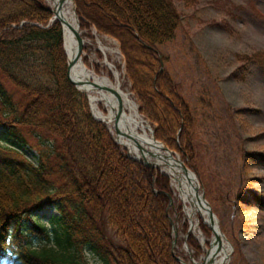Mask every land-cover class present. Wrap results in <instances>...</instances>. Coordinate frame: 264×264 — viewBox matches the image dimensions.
<instances>
[{"label":"trees","instance_id":"trees-1","mask_svg":"<svg viewBox=\"0 0 264 264\" xmlns=\"http://www.w3.org/2000/svg\"><path fill=\"white\" fill-rule=\"evenodd\" d=\"M73 3L80 31L116 41L155 140L199 174L196 121L158 51L181 26L175 0ZM1 141L0 264H87L85 251L107 264H180L172 253L170 179L129 159L94 120L86 95L67 79L62 28L36 0H0ZM26 147L36 152L35 164L21 152ZM248 159L264 165V155ZM241 202L264 206L256 194ZM51 210L46 225L40 218ZM107 226L122 245L108 238ZM199 229L211 234L200 219ZM187 245L201 253L191 233Z\"/></svg>","mask_w":264,"mask_h":264},{"label":"rangeland","instance_id":"rangeland-1","mask_svg":"<svg viewBox=\"0 0 264 264\" xmlns=\"http://www.w3.org/2000/svg\"><path fill=\"white\" fill-rule=\"evenodd\" d=\"M36 1L50 7L48 0ZM175 6L181 15V26L175 38L159 46L158 51L164 58L162 69L180 86L196 121L199 174L189 169L196 175L199 193L210 204L230 247L226 264H264V206L241 202L243 195L256 194L264 204V165L248 159L251 154L264 155V0H175ZM79 32L85 34L83 68L96 76L107 75L114 85L118 84L114 77L117 72L121 90L129 94L138 112L116 41L97 35L93 29ZM257 54H262L259 60L246 62V57ZM87 92L90 91H85L88 98ZM99 110L107 116L103 104ZM144 122L153 130L148 121ZM111 136L114 139V134ZM21 152L36 163L34 150L26 147ZM170 187L174 196L170 220L177 233L172 253L182 264H190V257L203 264L214 237L202 235L198 213L192 221L199 233L192 229L186 215L191 204L180 199L171 180ZM178 204L184 206L182 215L176 212ZM54 214L53 210L43 212L41 222L49 225L47 219ZM185 222L188 228L183 231ZM106 232L115 245H122L111 227L107 226ZM189 233L200 245V254L187 245ZM84 255L87 264H107L90 251Z\"/></svg>","mask_w":264,"mask_h":264},{"label":"bare ground","instance_id":"bare-ground-1","mask_svg":"<svg viewBox=\"0 0 264 264\" xmlns=\"http://www.w3.org/2000/svg\"><path fill=\"white\" fill-rule=\"evenodd\" d=\"M59 2L60 0H48L50 6L48 8L52 12H60L64 19V23L62 24L64 28V49L69 62L72 63L69 69L70 77L76 80L81 79L96 86L94 89H84L80 87L83 91H90L87 92V94L95 118L106 124L111 133L114 134L116 142L127 151L131 158L141 159L138 147L153 155L152 157H148L146 162L153 168L167 173L172 184L175 185L180 199L184 203L189 202L191 204V207L186 209V215L191 222L192 229L199 233L198 226L192 220L197 213L200 214L205 222H207V217L203 208L199 206L196 201L194 187L197 181L195 177L190 176L191 178L188 179L178 168L177 159L170 160L169 154L164 150V147L153 139L149 126L139 116L136 105L130 98L129 94L121 90V84L118 82L119 75L117 72L114 71V77L118 84L114 85L111 80L106 77L107 75L96 76L92 71L84 69L82 58L73 62L77 53V41L74 36V31L77 29L75 17L71 10V0H65L60 7ZM109 68L113 69V66L109 65ZM108 89H111L114 92H111ZM114 93L120 97L122 106V113L118 117V128L123 134L129 137V140L116 137L113 124L109 121V119L118 111V102ZM100 104H103L107 111V116L99 110ZM214 227H218L215 220ZM214 240L215 239L211 242ZM229 252L230 247L225 242L224 238L221 237V241L218 245L213 244L203 264H226Z\"/></svg>","mask_w":264,"mask_h":264},{"label":"water","instance_id":"water-1","mask_svg":"<svg viewBox=\"0 0 264 264\" xmlns=\"http://www.w3.org/2000/svg\"><path fill=\"white\" fill-rule=\"evenodd\" d=\"M65 0H60V2H59V7L63 4V2H64ZM71 10H72V13H73V15H74V17H75V23H76V30L74 31V36H75V39H76V41H77V53H76V55H75V57H74V60H73V62H76V61H78L80 58H81V56H82V53H83V48H84V39L82 38V36H81V33L79 32V26H80V22H79V18H78V16H77V14H76V9H75V6H74V3H73V0H71ZM50 14H51V22H54V21H57L59 24H60V26H61V28H62V31H63V35H64V29H63V23H64V19L62 18V16H61V13L59 12H57V11H55V12H52L50 9H48L47 7H45V6H43ZM63 48H64V41H63ZM64 52H65V49H64ZM66 54V53H65ZM71 62H69L68 61V59H67V79H68V81L79 91V92H81V93H85V91H83V90H81V88H84V89H94V88H96V86L95 85H93V84H90V83H87V82H85V81H83V80H81V79H78V80H76V79H72L71 77H70V75H69V69H70V66H71ZM161 69H162V67H161ZM81 87V88H80ZM109 91H111V92H114L113 90H111V89H108ZM115 95H116V98H117V102H118V111H117V113L113 116V117H111L110 119H109V121L110 122H112V124H113V127H114V131H115V136L116 137H121V138H124V139H126V140H129V137L128 136H126L125 134H123L120 130H119V128H118V117H119V115L122 113V106H121V99H120V97L116 94V93H114ZM87 100H88V103H89V99L87 98ZM89 109H90V112H91V114H92V110H91V107H90V104H89ZM92 116H93V114H92ZM93 118H94V120H96L97 122H100V123H102V124H104L105 126H106V124L103 122V121H101V120H99V119H96L94 116H93ZM150 128V127H149ZM109 130V129H108ZM110 131V130H109ZM150 133L152 134V137H153V139L155 140V138H154V135H153V130L150 128ZM113 141H114V143L115 144H117V145H119L117 142H116V140L115 139H113ZM156 142H158V143H160L163 147H164V150L169 154V158H170V160H174L175 158H177V166H178V168L180 169V171L188 178V179H190L191 177L190 176H195L196 177V175L186 166V164L177 156V155H175L172 151H170L166 146H164L161 142H159V141H157V140H155ZM138 150H139V152H140V157H141V159L139 160V159H135V158H131L129 155H128V153H126V156L129 158V159H131V160H133V161H136V162H138V163H140V164H142V165H144L145 167H148V168H153L151 165H149L147 162H146V159L148 158V157H152L153 155L152 154H150V153H147V152H145L143 149H141L140 147H138ZM162 174H164V175H166V176H168L166 173H164V172H162V171H160ZM199 189H200V184H199V182H198V180H197V182H196V184H195V187H194V191H195V193H196V201H197V204L199 205V206H201L202 208H203V210L205 211V215H206V217H207V222H205V221H203V219L201 218V216H200V219H201V221H202V224L207 228V229H209L210 230V232H211V234L213 235V237H214V241L213 242H210L209 243V247H210V249L208 250V251H205V257H207V255H208V252L211 250V248H212V246H213V244H216V245H218L219 243H220V241H221V237H223V235H222V233H221V231H220V229H219V227H217V228H215L214 227V220L217 222V220H216V218H215V215H214V213H213V211H212V208H211V206H210V204L207 202V200L205 199V197H204V194L203 193H199ZM168 198H169V206H171V203H172V198L171 197H169L168 196ZM182 210H183V212H184V206L182 205ZM170 223H171V227H172V234H173V239H172V248H174V246H175V243H176V232H175V230H173L174 229V226H173V223H172V221L170 220ZM191 230V227H190V224H189V229H188V232H191L190 231ZM224 238V237H223ZM204 257V258H205ZM175 259L179 262V263H183L179 258H177V257H175ZM190 264H198V263H195L194 262V260H193V258L192 257H190Z\"/></svg>","mask_w":264,"mask_h":264}]
</instances>
